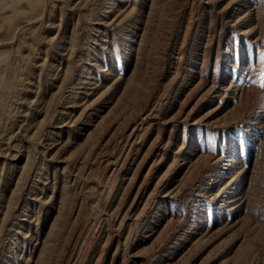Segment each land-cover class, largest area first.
Segmentation results:
<instances>
[{
  "label": "rangeland",
  "instance_id": "rangeland-1",
  "mask_svg": "<svg viewBox=\"0 0 264 264\" xmlns=\"http://www.w3.org/2000/svg\"><path fill=\"white\" fill-rule=\"evenodd\" d=\"M0 82V264H264V0H0Z\"/></svg>",
  "mask_w": 264,
  "mask_h": 264
},
{
  "label": "bare ground",
  "instance_id": "bare-ground-1",
  "mask_svg": "<svg viewBox=\"0 0 264 264\" xmlns=\"http://www.w3.org/2000/svg\"><path fill=\"white\" fill-rule=\"evenodd\" d=\"M11 1H12V0H11ZM1 82H2V80H1ZM1 82H0V83H1ZM0 85H2V86H3L4 84H0ZM0 88H1V87H0ZM1 89H2V88H1ZM0 93H1V92H0ZM0 97H1V95H0Z\"/></svg>",
  "mask_w": 264,
  "mask_h": 264
}]
</instances>
